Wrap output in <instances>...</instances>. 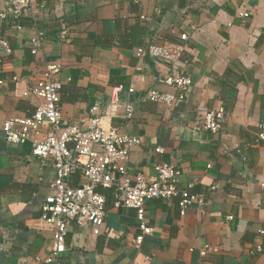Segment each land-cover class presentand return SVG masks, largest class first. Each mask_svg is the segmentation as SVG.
Masks as SVG:
<instances>
[{"label":"crops","instance_id":"1","mask_svg":"<svg viewBox=\"0 0 264 264\" xmlns=\"http://www.w3.org/2000/svg\"><path fill=\"white\" fill-rule=\"evenodd\" d=\"M5 4L0 0V13ZM33 14L36 22L26 18L22 26L0 19V41L11 50L0 45V264H45L54 242L42 209L55 170L41 166L29 144H8L2 131L8 119L34 114L36 100L17 96L16 89L35 85L49 64L62 67L54 79L62 84L68 125H82L114 88L123 87L124 98L134 87V119L115 121L140 141L131 152L130 176L142 173L154 182V166L170 163L181 171L180 187L194 184L207 201L185 217L177 199L148 202L153 233L137 247L136 213L116 207L112 196L98 235L89 226L69 225L67 263L264 264L263 255L250 254L264 247V143H256L264 123V0H37ZM64 26L68 41L60 37ZM37 31L46 40L33 56ZM185 32L190 40L179 63L136 58V50L157 43L156 37L182 43ZM168 75L191 78L186 98L171 109L143 102L152 89L175 92L160 83ZM199 106L226 112L222 133L192 130Z\"/></svg>","mask_w":264,"mask_h":264},{"label":"built area","instance_id":"2","mask_svg":"<svg viewBox=\"0 0 264 264\" xmlns=\"http://www.w3.org/2000/svg\"><path fill=\"white\" fill-rule=\"evenodd\" d=\"M36 2L37 0H6L0 19L28 18L35 23L33 8ZM154 12L160 14L161 10L156 8ZM240 17L245 19L249 14L240 13ZM140 18L144 22L150 21L145 15ZM60 37L62 41H68L69 30L66 26ZM155 39L158 40L157 43L136 50L135 56L138 60L150 58L175 65L184 59L186 44L190 40L188 33L181 34L182 43L167 41L160 36ZM45 40L46 35L42 31H37L31 38L30 51L33 56L43 49ZM0 45L11 53L4 40L0 41ZM61 71L60 65L49 64L35 85L25 90L17 87V96L36 100V110L28 118H10L2 127L8 144H29L32 155L41 166L52 165L55 170V178L49 186L50 195L42 209V220L54 232L51 252L43 260L45 264H69L64 260V256L67 252L70 224L89 226L95 235L100 233L107 217V197L99 192L100 189L112 191L116 207L136 213L138 228L141 231L135 240L137 247L143 244L146 236L153 233V229L146 222L148 202H170L177 199L181 217H185L194 207L206 206V198L194 192V184L180 187L181 171L173 164L157 163L154 166L157 180L154 182H149L142 173L130 176L128 164L131 152L140 141L137 137L123 133L115 125V121L129 122L134 119V87L126 90L124 98V88H114L108 103L90 108L82 125H68L63 120L62 84L54 79ZM160 83L175 92L152 89L141 100L171 109L176 102L186 98L193 86L191 78L182 75H168L161 79ZM196 112L193 131L209 132L213 135L224 131L228 117L223 109L209 111L206 107L199 106ZM256 143H264V123L259 126ZM155 152L163 154L164 150L157 148ZM76 176L79 177L78 183ZM261 188L264 189V183H261ZM1 233L0 228V235ZM260 235L264 236V231L260 232ZM2 248L0 242V250ZM206 253V250L201 251L202 256H206ZM257 253L264 256V247L261 244L250 252L252 255Z\"/></svg>","mask_w":264,"mask_h":264},{"label":"trees","instance_id":"3","mask_svg":"<svg viewBox=\"0 0 264 264\" xmlns=\"http://www.w3.org/2000/svg\"><path fill=\"white\" fill-rule=\"evenodd\" d=\"M24 20L27 21L28 19H26V18H20V19H17V21H19L18 23H20L19 25H21V26H22V24L25 25V24L23 23ZM28 21H29V20H28ZM99 192L105 194L106 197H107V199L110 198V197H112V191H110V190H102V189H100Z\"/></svg>","mask_w":264,"mask_h":264}]
</instances>
